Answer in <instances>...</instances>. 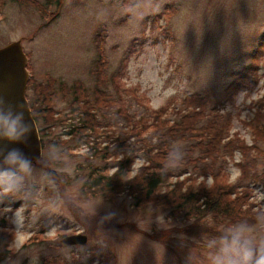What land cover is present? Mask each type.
<instances>
[{
  "label": "rangeland",
  "instance_id": "rangeland-1",
  "mask_svg": "<svg viewBox=\"0 0 264 264\" xmlns=\"http://www.w3.org/2000/svg\"><path fill=\"white\" fill-rule=\"evenodd\" d=\"M36 1L42 7L0 0V47L20 41L38 81L49 74L66 83L82 80L91 89L94 37L104 27V72H117L123 88L134 86L155 109L194 92L208 93L222 103L220 111L231 114V133L237 131L252 142L240 119L248 112L246 105L264 89V45L253 59L264 35V0ZM53 13L58 15L50 21ZM255 61L260 65L257 82L228 99L233 74L243 73ZM128 100L132 109L143 111L134 98ZM56 109L61 118L68 111L60 93ZM64 130L58 121L40 139L38 161L24 172L18 166L13 169L21 177L17 187L7 194L0 190V228L5 219L14 233L0 254V264H44L52 258L63 264H211L218 236L194 237L181 231L190 221L172 216L162 204L137 207L124 194L114 201L85 195L81 188L87 174L85 148L75 141L61 142L67 138ZM172 145L179 156L188 147L181 139L172 140ZM258 146L254 169L261 172L264 141ZM142 160L138 156L133 166ZM46 167L64 175L55 180L58 177L49 176ZM227 167L229 181H237L238 168ZM253 194L264 212V188L254 187ZM238 224L224 222L219 228L227 232ZM247 225L254 236L264 235V220ZM153 229L162 231L160 238ZM72 234L85 235L86 241L62 242Z\"/></svg>",
  "mask_w": 264,
  "mask_h": 264
},
{
  "label": "trees",
  "instance_id": "trees-1",
  "mask_svg": "<svg viewBox=\"0 0 264 264\" xmlns=\"http://www.w3.org/2000/svg\"><path fill=\"white\" fill-rule=\"evenodd\" d=\"M16 1L42 7L36 0ZM62 1L52 2L60 4ZM56 15L58 13H53L50 21ZM105 35V28L101 27L94 37L95 84L91 89L82 80L66 83L49 74L44 81H38L29 70L31 65L26 64L30 74L25 96L40 139L60 121L67 136L61 142L75 141L85 148L82 153L85 165L82 166L87 174L81 187L85 195H99L114 201L124 194L137 207L162 204L172 216L190 221L181 231L194 237H219L225 233L219 228L224 222L227 225L261 223L264 212L251 197L254 187L264 188V169L261 172L254 169L260 150L258 142L264 141V89L257 99L250 100L246 105L247 114L240 119L251 136L249 144L237 131L231 133V114L220 111L222 103L214 101L208 93L194 92L177 101L168 100L155 109L138 95L134 86L123 88L117 80V72L111 75L104 72L107 64L103 55ZM263 45L264 35L253 59L259 57ZM256 63L248 65L243 73L233 74L234 80L227 87L228 99L231 100L238 89L257 82L259 64ZM28 90L32 93L28 94ZM59 93L68 104L64 118L56 109ZM129 96L143 105L142 112L130 107ZM112 113H115L114 118H111ZM175 139L188 143L182 156L172 145ZM138 156L143 160L134 167ZM228 164L238 168L237 181H229ZM46 173L58 177L55 180L64 175L48 167ZM209 177L211 187H208ZM160 232L155 233L156 237L160 238ZM13 237L11 225L6 226L2 219L0 254L8 249ZM44 264L63 263L52 258Z\"/></svg>",
  "mask_w": 264,
  "mask_h": 264
},
{
  "label": "clouds",
  "instance_id": "clouds-1",
  "mask_svg": "<svg viewBox=\"0 0 264 264\" xmlns=\"http://www.w3.org/2000/svg\"><path fill=\"white\" fill-rule=\"evenodd\" d=\"M24 108L22 104L14 107L0 99V140L22 142L32 130V125L25 122ZM3 152L0 149V154ZM4 163L6 167L0 169V190L7 194L21 179L11 166L18 165L19 172H24L30 165L18 149L9 151ZM211 184L209 177L208 187ZM211 264H264V235L254 236L251 227L245 223L232 227L217 238Z\"/></svg>",
  "mask_w": 264,
  "mask_h": 264
},
{
  "label": "water",
  "instance_id": "water-1",
  "mask_svg": "<svg viewBox=\"0 0 264 264\" xmlns=\"http://www.w3.org/2000/svg\"><path fill=\"white\" fill-rule=\"evenodd\" d=\"M26 55L22 50L20 41H12L0 47V99L6 104H17L25 106V122L32 125V130L26 135L22 142H8L0 140V169L6 167L4 161L7 153L12 149H18L23 158L29 164L36 163L41 154V141L36 123L31 115L26 93L28 73L26 70ZM18 165H12V168ZM86 236L82 234H72L65 236L62 242L67 244L84 243Z\"/></svg>",
  "mask_w": 264,
  "mask_h": 264
}]
</instances>
